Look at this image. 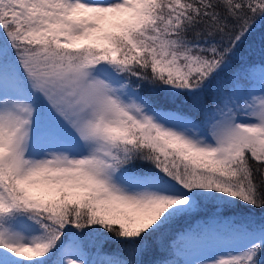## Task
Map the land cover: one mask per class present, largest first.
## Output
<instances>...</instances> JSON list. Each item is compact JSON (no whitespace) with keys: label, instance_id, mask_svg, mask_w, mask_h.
<instances>
[{"label":"snow or ice","instance_id":"1","mask_svg":"<svg viewBox=\"0 0 264 264\" xmlns=\"http://www.w3.org/2000/svg\"><path fill=\"white\" fill-rule=\"evenodd\" d=\"M257 26L264 0H0V264H264Z\"/></svg>","mask_w":264,"mask_h":264},{"label":"trees","instance_id":"2","mask_svg":"<svg viewBox=\"0 0 264 264\" xmlns=\"http://www.w3.org/2000/svg\"><path fill=\"white\" fill-rule=\"evenodd\" d=\"M262 33H264V30H262L259 26H257V30L254 33L253 37L251 38L250 42L245 45L244 49L242 50V58L243 60L249 62V63H260L262 57L261 54V46H262ZM179 103V102H178ZM181 224H177L175 227L179 228L181 227ZM120 250V246L116 243L109 241L104 244V251L106 252H116ZM160 252L154 243V238L149 240V247L148 249L143 253L139 259H141L144 264H149L150 261H153L157 258H159Z\"/></svg>","mask_w":264,"mask_h":264}]
</instances>
